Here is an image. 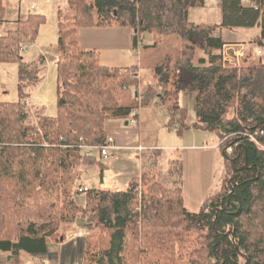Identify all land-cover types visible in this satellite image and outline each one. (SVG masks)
I'll list each match as a JSON object with an SVG mask.
<instances>
[{
    "label": "trees",
    "instance_id": "trees-1",
    "mask_svg": "<svg viewBox=\"0 0 264 264\" xmlns=\"http://www.w3.org/2000/svg\"><path fill=\"white\" fill-rule=\"evenodd\" d=\"M204 2L67 0L70 17L58 10L57 114L33 112L41 135L26 122L30 90L43 80L44 58L25 63L20 47L35 42L44 17L30 15L0 37V63L17 65L18 100L0 102V253L8 255V264L46 254L50 241L67 239L63 226L81 223L89 232L81 264H264V56L252 62L248 51L242 65L224 67L225 43L211 35L214 29L258 28L254 44L263 47L264 0L256 2L258 10L241 0H220L219 25L190 23L189 10ZM3 12L0 0V21ZM92 27L129 28L134 46L144 33L154 48L168 40L151 69L163 104L172 99L167 127L214 133L225 169L217 193L197 213L183 205L179 153L168 162L169 189L142 166L125 190L74 193L77 167L104 168L99 156H83L79 146H101L105 122L127 119L138 108L124 104L121 95L137 89L139 81L131 75L136 69L103 67L96 51L80 47L78 30ZM183 93L195 96L192 128L179 104ZM152 153L155 167L162 152ZM77 194H83L82 204Z\"/></svg>",
    "mask_w": 264,
    "mask_h": 264
},
{
    "label": "rangeland",
    "instance_id": "rangeland-1",
    "mask_svg": "<svg viewBox=\"0 0 264 264\" xmlns=\"http://www.w3.org/2000/svg\"><path fill=\"white\" fill-rule=\"evenodd\" d=\"M243 3H248V0H243ZM219 4L220 0H214L213 2H207L202 8L199 7L194 9L191 13L192 19L212 25L220 23L221 16ZM5 6L8 11L6 17L11 19H14L17 10L20 11L21 15H26L32 8H35L38 14L42 13L41 15L44 17V23L39 27L35 42L29 45L23 44L27 47L25 52H21V57L25 63H32V61H30L31 58H36L41 54L50 55L55 51L57 45V10L60 9L66 18L70 17V11L68 10L66 0H64V3L60 0H49V2H45L44 0H8ZM4 16L5 10L3 12V18ZM258 34V28L241 32L238 36H233L231 34L230 39H228L231 42L228 43L243 44L247 51L255 54L258 47L254 44V39ZM199 57H202L201 52L197 53L195 60L196 64L197 58ZM257 59L258 58L254 60L251 59V61L254 62ZM154 62L155 60H152V58L150 59L149 53L143 50L142 64L143 69L146 70L142 74L138 72V70L136 71L137 74H139L136 77L139 81V85L137 89L131 87L134 89L133 92L138 94V98H131L127 94V99H122L123 103L126 105L130 102H136L138 104V124L134 126L128 125L126 128L122 127L123 123H120V126L117 127L112 126L114 128L113 131H111L113 135L111 138H113L115 144L119 146V148L114 151L115 160L112 165L104 164L103 170L101 169L102 171L96 166L77 167L75 171L79 176L74 187V193H79L78 189L83 186L91 190H125L133 178H139L142 166L143 170L148 173V177L152 181L169 189L172 186L166 171L169 160L175 158L178 153L181 155V150L177 147L211 144V141H208L205 137L206 135L200 130L182 129V133H179L181 129L179 125H173L171 128L167 127L169 123V114L166 105H171L172 99L168 100L166 105L163 104L161 98L162 92L158 89L151 72ZM15 66L16 64L14 63H0V102L15 103L18 100L17 73ZM149 67L151 68L149 69ZM134 73L135 71H132V76ZM42 76L43 80L39 87L30 90L29 104L27 106L30 112V118L26 122V124L30 126H36L37 124V120L33 116L34 109H43L45 115L48 117H53L57 114L56 71L52 64L42 73ZM121 95L124 97L125 91H123ZM179 104L186 110L185 123L192 128L191 125L195 122V96L193 94L183 93L179 97ZM233 116L234 112L230 111L228 118L231 119ZM36 133L42 134L37 126ZM214 136V141L219 145L220 142L218 137L215 134ZM106 137L110 136L106 135ZM81 146H79V150L83 156H87L90 151L94 153L92 156H98L96 150H91L89 146L84 144ZM138 148H141L142 151H138ZM155 150H161L162 154L158 158L155 167H152L151 163L154 159H152L151 156H153L154 153L152 152ZM220 150L221 149L218 148L220 157L218 156L214 166L216 187L212 194L217 193L220 183L225 177V169ZM100 171L102 172L101 176ZM75 198L79 204L83 203V194H77ZM75 229H78V227L75 228L73 225L62 227L64 233L67 234V238L70 236L69 234L75 232ZM81 232L83 231L79 230L78 233ZM84 246L85 239L82 235H77L76 239L67 241L60 248H57L55 252L52 253L53 256L51 259L42 258V260L49 264H81ZM24 259H21L22 264L30 263L26 260L24 261ZM0 264H8L7 254L0 253Z\"/></svg>",
    "mask_w": 264,
    "mask_h": 264
},
{
    "label": "crops",
    "instance_id": "crops-1",
    "mask_svg": "<svg viewBox=\"0 0 264 264\" xmlns=\"http://www.w3.org/2000/svg\"><path fill=\"white\" fill-rule=\"evenodd\" d=\"M2 7L5 10V16L0 21V37L6 35L8 32L14 31L18 22L25 21L30 15H41L42 13H37L35 8L30 9L26 15H21L20 11L17 10L16 16L14 19L6 17L8 15V11L6 10V4L8 0H1ZM45 2H49V0H44ZM64 3V0H60ZM67 1V0H66ZM212 0L211 2H213ZM208 1L205 0L204 5ZM242 5L245 7H251L255 4L256 0H248V3L244 4L243 0H241ZM202 6V7H203ZM200 7V8H202ZM199 7H193L188 12V21L192 24H209L201 21H194L192 19V12L194 9ZM220 16H221V2L219 4ZM59 10V9H58ZM58 10H57V23H58ZM221 22V17H220ZM220 23H215L213 25H218ZM212 25V24H209ZM255 29V28H254ZM251 29H242V28H222V29H214L212 30L213 37H221L225 44L231 42L230 35L238 36L241 32L249 31ZM227 33V34H226ZM58 34V29H57ZM226 34V35H225ZM133 35L131 29L122 28V27H108V28H80L78 30V40L79 45L82 49L91 51L94 50L98 53L99 64L103 67L107 68H118L120 70H126L129 68H135L136 71L141 74L145 72L146 69H143L142 64V52L146 50L149 53L150 59H157V57L165 52L168 49V40H163L162 44L157 48L153 47V39L148 33L142 34L139 39H137V45L133 44ZM259 35V34H258ZM171 42H176V39H172ZM57 49L50 54H41L36 58H31L30 61L35 62L39 59V57L44 58V64L41 66V73L48 69L50 64L53 65L56 71V59H57ZM155 63V62H154ZM17 73V65L15 66ZM152 67V66H151ZM149 67V69L151 68ZM147 68V67H146ZM133 88H128L125 90L124 98L127 99V94L131 98H138V94L133 92ZM134 93V94H133ZM129 104H132L130 102ZM135 104H137L135 102ZM138 106V104H137ZM138 108L134 111L137 115V124L139 121V117L137 114ZM46 116V115H45ZM56 116V115H55ZM55 116L51 117L54 118ZM48 117V116H46ZM123 123L122 127H127V119H110L105 122V131L106 135L113 137L111 131H113L112 126H120L119 124ZM112 127V128H111ZM208 141H211V144L208 143L205 145H188V146H180L177 147L181 150V158H182V197H183V205L184 207L192 213H197L203 202L206 198H208L214 192L216 187V176L214 166L218 159V144L214 141V133L204 132L202 131ZM113 139V138H112ZM114 144L115 140L113 139ZM116 150L119 148L116 145ZM220 157V156H219ZM220 159V158H219ZM115 160V159H114ZM113 163V162H112ZM112 163L110 165H112ZM85 171V170H84ZM222 179V177H221ZM84 187V186H83ZM78 229L75 230L74 233H71L70 236L63 241L62 243H53L50 241L47 245V253L44 255H35L25 257L24 261H28L29 264H49L42 260V258H52L53 252L57 248H60L65 242L76 239L77 235H82L85 237L88 234V230L81 224H78ZM83 231L81 233H78ZM36 260V262H35Z\"/></svg>",
    "mask_w": 264,
    "mask_h": 264
},
{
    "label": "built area",
    "instance_id": "built-area-1",
    "mask_svg": "<svg viewBox=\"0 0 264 264\" xmlns=\"http://www.w3.org/2000/svg\"><path fill=\"white\" fill-rule=\"evenodd\" d=\"M208 2H211L212 0H207ZM261 2L263 0H256V2ZM255 2L253 5L255 10H258V5ZM27 50L26 45H22L20 47V52H25ZM247 49L245 46L238 45V44H224L221 51H220V56H221V61L224 67H232V68H237L241 65L242 60L245 58L247 54ZM260 56H264V46L258 48V50L255 52L253 57L251 59L259 58ZM132 75V74H131ZM134 76L137 77V72L133 74ZM136 114L132 112L130 116L127 118V126L128 125H137V118ZM251 141H255L253 136H250ZM82 147V146H81ZM91 150H96L98 153V156L100 157V160L103 164L105 165H110L115 157H114V151L116 150V146L114 145V141L111 137H106L105 141L103 144L99 147H90ZM138 151H142L141 148H138ZM225 152L227 154L231 153V147H227L225 149ZM94 153L93 151L88 152L87 156H92ZM88 188L82 187L78 189L79 193H85Z\"/></svg>",
    "mask_w": 264,
    "mask_h": 264
}]
</instances>
